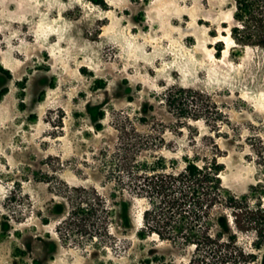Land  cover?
I'll return each instance as SVG.
<instances>
[{
	"label": "rangeland",
	"instance_id": "obj_1",
	"mask_svg": "<svg viewBox=\"0 0 264 264\" xmlns=\"http://www.w3.org/2000/svg\"><path fill=\"white\" fill-rule=\"evenodd\" d=\"M105 1L0 0V264L189 262L136 180L186 158L264 204V48L234 47L232 0Z\"/></svg>",
	"mask_w": 264,
	"mask_h": 264
},
{
	"label": "trees",
	"instance_id": "obj_2",
	"mask_svg": "<svg viewBox=\"0 0 264 264\" xmlns=\"http://www.w3.org/2000/svg\"><path fill=\"white\" fill-rule=\"evenodd\" d=\"M92 1L106 5L105 0ZM232 4L234 22L224 26L229 27L234 47L264 48V0H232ZM215 49L220 55L223 40L216 41ZM194 95L192 89L180 88L170 91L167 100L185 113L189 103L197 101ZM223 168L216 157H196L186 158L180 170L154 166L137 174V191L150 199L143 213L144 231L194 246L193 257L183 264H264V204L226 190ZM218 206L227 212L216 217ZM215 222L221 225L217 231Z\"/></svg>",
	"mask_w": 264,
	"mask_h": 264
}]
</instances>
